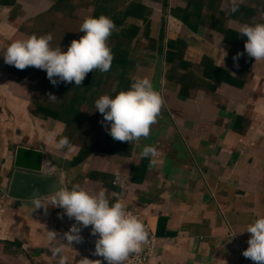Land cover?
<instances>
[{
  "label": "crops",
  "instance_id": "crops-1",
  "mask_svg": "<svg viewBox=\"0 0 264 264\" xmlns=\"http://www.w3.org/2000/svg\"><path fill=\"white\" fill-rule=\"evenodd\" d=\"M85 1L78 14L90 17ZM134 1L146 7L151 19L149 38L161 40V50L150 49L149 64L139 66L137 74L151 80L164 106L147 138L124 142L127 147L112 153L93 152L76 171L93 177L67 179L64 164L78 147H59L63 124L34 115L31 83L17 79L3 59L7 41L39 13L28 16V7L46 6L43 11L51 2L0 0V187L8 185L17 145L40 149L62 173L64 188L103 190L110 203L119 198L143 216L158 239L143 264H253L242 252L250 237L247 226L264 216V60L252 59L241 75L246 78L241 87L222 81L212 90V82L198 84L196 77L184 74L185 68L170 71L165 57L167 42L181 40L193 70L199 72L198 63L207 57L209 70L218 67L237 79L244 67L229 53L221 30L239 33L246 23L229 16L233 7L264 5V0H197L192 13H183L184 21L173 11L183 10L188 0ZM145 146L156 147L155 165L150 166L153 157L142 156ZM117 177L123 180L115 182ZM41 199L49 206L47 214L35 209L32 199L0 191V264H59L61 258L65 264H79L86 256L83 242L63 239L70 227L60 218L61 209L50 207V195ZM49 231L58 238L49 239ZM57 247L61 251L53 255Z\"/></svg>",
  "mask_w": 264,
  "mask_h": 264
},
{
  "label": "clouds",
  "instance_id": "clouds-1",
  "mask_svg": "<svg viewBox=\"0 0 264 264\" xmlns=\"http://www.w3.org/2000/svg\"><path fill=\"white\" fill-rule=\"evenodd\" d=\"M114 30L115 23L105 15L86 17L79 28L84 35L79 40H72L66 51L60 46H52L50 33L42 36L33 34L11 42L3 53L4 63L19 70L28 67L44 70L53 86L73 82L80 86L88 73L110 71L114 56L108 40ZM239 36L247 39L244 52H238L233 57L234 61L245 53L254 62L264 60V23L241 25ZM235 66L238 67V63ZM164 103L150 79L134 77L128 90L114 96L104 94L96 99L95 109L102 114L101 123L114 140L132 143L150 135ZM59 147H71L67 137L60 139ZM157 155L155 146L143 148V157H153L150 166L157 163L154 159ZM31 199L35 209L43 208L47 214L49 206L42 202L38 189L32 192ZM50 205L63 209V215L75 221L63 239L71 244L81 243V230L90 226L91 235L98 237L93 255L102 257L107 264H124L130 254L142 252V246L149 239L144 223L127 211L119 198L110 203L103 190L90 193L79 185L71 189L58 188L50 194ZM246 231L250 237L242 255L253 264H264V216H258ZM48 235L52 240L58 238L55 231H49ZM60 251L59 247L55 248L53 255ZM59 264H65V259L61 258ZM79 264H102V261L83 257Z\"/></svg>",
  "mask_w": 264,
  "mask_h": 264
},
{
  "label": "trees",
  "instance_id": "trees-1",
  "mask_svg": "<svg viewBox=\"0 0 264 264\" xmlns=\"http://www.w3.org/2000/svg\"><path fill=\"white\" fill-rule=\"evenodd\" d=\"M50 2L45 10L30 17L19 26L17 33L7 41L3 52L15 40L26 39L33 34L42 36L49 33L53 36L52 46H60L66 51L72 40H79L84 35L83 32H79V28L86 17L79 15L78 10L86 7L85 0H50ZM196 2L197 0H188L183 10L173 11L174 15L179 16L176 18L184 21L183 13H192ZM87 6L91 8V17L105 15L116 25V30L108 40L114 56L110 71L104 73L94 70L88 73L80 86H76L74 82L53 86L44 70L34 67L19 70L5 64L17 79H25L32 84L30 100L34 115L42 119L52 118L63 124L61 133L57 135L58 143L60 139L67 137L70 145L78 147L76 154L64 164V170L68 172L67 179L93 177L92 173L76 172L93 152L112 153L127 147L124 142L116 141L108 134L105 125L101 123L102 114L95 109V101L101 95L114 96L120 91L128 90L133 78L139 77L137 74L139 66L149 64V50L155 48L161 50V40L156 42L149 38L151 19L145 14L146 7L140 1L128 0L126 3H121L120 0H89ZM262 9L264 5L250 6L244 2L236 4L229 16L242 20L246 24L264 23V17H258L264 11ZM186 24L194 27L189 21ZM221 32L224 41L230 45L229 53L233 57L238 52H244L246 37H241L238 32L226 27ZM184 48L181 40L167 42L165 60L170 66V71L185 68L184 74L196 77L198 84L201 81L212 82L210 83L212 90L222 81L238 87L246 81V78H241V75L245 73V68L252 61L246 53L238 60L240 69L242 67L244 69L242 68V71L235 75L237 79L234 80L223 69L214 67V70H209L208 65H212V62L207 57L200 60L198 63L200 71L196 72L192 69L193 64L184 58ZM50 95L55 98H51ZM68 148L61 149L65 151Z\"/></svg>",
  "mask_w": 264,
  "mask_h": 264
},
{
  "label": "water",
  "instance_id": "water-1",
  "mask_svg": "<svg viewBox=\"0 0 264 264\" xmlns=\"http://www.w3.org/2000/svg\"><path fill=\"white\" fill-rule=\"evenodd\" d=\"M8 179V185L0 187V191L20 200H31L37 189L42 198L64 188L62 173L47 161L43 152L23 145L14 149Z\"/></svg>",
  "mask_w": 264,
  "mask_h": 264
},
{
  "label": "built area",
  "instance_id": "built-area-1",
  "mask_svg": "<svg viewBox=\"0 0 264 264\" xmlns=\"http://www.w3.org/2000/svg\"><path fill=\"white\" fill-rule=\"evenodd\" d=\"M0 172H1V164H0ZM122 180L123 179H120L119 177H117L115 179V182H119ZM126 210L131 212L133 215H136L138 217V219L144 223L146 230L149 233V239L142 246V248H143L142 252H140L139 254H135V253L130 254L128 259L126 261H124V264H143L155 252V250L157 248V244H158V239L154 235V233L151 230V227L149 226L147 221L143 218V216L139 212L132 210L130 208H126ZM61 214L64 217V219H65V221L69 227H71L75 223L74 220H71L66 215H63V209H61ZM80 235L83 238L82 242L85 245L86 250H87L85 257L92 259V260H101L102 264H107V262L103 261L102 257L93 255V253L95 251V241L98 237L91 235V227L89 226L87 228H83L80 232Z\"/></svg>",
  "mask_w": 264,
  "mask_h": 264
},
{
  "label": "rangeland",
  "instance_id": "rangeland-1",
  "mask_svg": "<svg viewBox=\"0 0 264 264\" xmlns=\"http://www.w3.org/2000/svg\"><path fill=\"white\" fill-rule=\"evenodd\" d=\"M46 6H40V7H32V6H29L28 7V16L30 15V14H32L33 12H36V11H39L40 12V10H42L43 8H45ZM18 8V7H17ZM45 10V9H44ZM34 16V15H33ZM32 17V16H31ZM32 85V84H31ZM31 85H30V95H31Z\"/></svg>",
  "mask_w": 264,
  "mask_h": 264
}]
</instances>
